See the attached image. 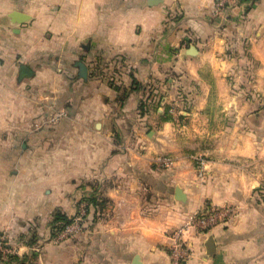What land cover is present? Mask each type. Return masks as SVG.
<instances>
[{
    "label": "crops",
    "instance_id": "obj_1",
    "mask_svg": "<svg viewBox=\"0 0 264 264\" xmlns=\"http://www.w3.org/2000/svg\"><path fill=\"white\" fill-rule=\"evenodd\" d=\"M216 1L0 0L6 264H171V233L208 207L229 216L192 232L188 264H264V0L226 26ZM82 203L83 233L58 241Z\"/></svg>",
    "mask_w": 264,
    "mask_h": 264
},
{
    "label": "built area",
    "instance_id": "obj_2",
    "mask_svg": "<svg viewBox=\"0 0 264 264\" xmlns=\"http://www.w3.org/2000/svg\"><path fill=\"white\" fill-rule=\"evenodd\" d=\"M248 5L251 0H217L210 16L219 25L230 23L232 7L236 4ZM226 26V25H225ZM60 115H57L59 117ZM162 163L169 167L174 163V159L170 156L159 158ZM198 176L205 177L206 173V159L197 155L194 157ZM89 213L87 203H82L79 211L72 219V222L63 227V229L56 235L58 241L67 240L79 236L84 231V219ZM229 216L228 209H221L217 207H209L205 210L191 215L179 228L171 233L169 239L170 259L171 264H188L189 258L192 256L191 236L195 231H208L214 226L224 222ZM18 248L11 247L10 237L7 232L0 235V264H6L9 257L16 255Z\"/></svg>",
    "mask_w": 264,
    "mask_h": 264
},
{
    "label": "trees",
    "instance_id": "obj_3",
    "mask_svg": "<svg viewBox=\"0 0 264 264\" xmlns=\"http://www.w3.org/2000/svg\"><path fill=\"white\" fill-rule=\"evenodd\" d=\"M144 86H142V85H135L134 87H133V91H135V90H140V89H142ZM132 92V91H131ZM131 92H129L127 95H125L123 98H122V100H121V104L124 106V104H125V101L129 98V96H130V94H131ZM149 99L145 96H143V97H141L140 98V103H139V111L142 113V114H144V113H146V112H148L149 111ZM209 208V207H208ZM54 223H53V229H54V232H53V234H54V236H56L62 229H63V227L64 226H66V225H68V224H70L71 222H72V218H68V217H66L65 215H63V214H57L56 216H55V219H54V221H53ZM13 257V255L12 256H10L9 257V259H11Z\"/></svg>",
    "mask_w": 264,
    "mask_h": 264
},
{
    "label": "water",
    "instance_id": "obj_4",
    "mask_svg": "<svg viewBox=\"0 0 264 264\" xmlns=\"http://www.w3.org/2000/svg\"><path fill=\"white\" fill-rule=\"evenodd\" d=\"M195 49L194 48H192V51H194ZM85 70V69H84ZM21 71H23L25 74H24V76H29V71H28V69L27 68H22L21 69ZM176 193H177V198L180 200V201H183L184 200V195H183V192H182V190L181 189H177L176 190ZM213 238L211 237L210 238V240H209V245H213Z\"/></svg>",
    "mask_w": 264,
    "mask_h": 264
},
{
    "label": "rangeland",
    "instance_id": "obj_5",
    "mask_svg": "<svg viewBox=\"0 0 264 264\" xmlns=\"http://www.w3.org/2000/svg\"><path fill=\"white\" fill-rule=\"evenodd\" d=\"M25 141V140H24ZM194 162H195V160H194ZM196 164V163H195ZM197 167V166H196ZM74 217H72V219H73ZM87 218V216L85 217V219ZM84 219V223H86L87 222V220H85Z\"/></svg>",
    "mask_w": 264,
    "mask_h": 264
}]
</instances>
